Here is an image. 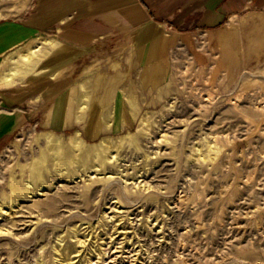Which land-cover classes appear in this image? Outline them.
I'll return each instance as SVG.
<instances>
[{
  "label": "rangeland",
  "instance_id": "rangeland-1",
  "mask_svg": "<svg viewBox=\"0 0 264 264\" xmlns=\"http://www.w3.org/2000/svg\"><path fill=\"white\" fill-rule=\"evenodd\" d=\"M23 2L0 0V20ZM153 26L151 39L146 26L85 45L50 31L77 50L70 61L49 65L43 44L42 72L0 81V113L27 117L0 150V264H264V56ZM144 46L154 56L140 57ZM103 73L117 80L104 93ZM85 78L105 103L60 126ZM49 130L68 146L58 158Z\"/></svg>",
  "mask_w": 264,
  "mask_h": 264
},
{
  "label": "crops",
  "instance_id": "crops-1",
  "mask_svg": "<svg viewBox=\"0 0 264 264\" xmlns=\"http://www.w3.org/2000/svg\"><path fill=\"white\" fill-rule=\"evenodd\" d=\"M153 25L173 33L193 30L211 33L216 45L246 41L247 57L264 56V0H28V3L24 0L21 14L0 20V56H7L36 36L50 31L64 40L85 45L116 31L139 30L146 26L144 39H151L158 33V28ZM49 37L55 40L54 49L47 51L54 57L47 59L49 65L70 61L76 54V49L58 37ZM146 40L145 45L149 44ZM149 48L144 46L140 57L154 56ZM46 53L35 58L29 73ZM38 67L42 72L43 67ZM99 77L95 89L99 88L102 93L116 85L115 76L103 73ZM88 84V79H81L77 89L64 97L58 121L60 126L69 121H83L90 100L105 103L104 97L91 98ZM52 116L49 111L46 124L51 123ZM26 120V115L19 110L0 113V150Z\"/></svg>",
  "mask_w": 264,
  "mask_h": 264
},
{
  "label": "bare ground",
  "instance_id": "bare-ground-1",
  "mask_svg": "<svg viewBox=\"0 0 264 264\" xmlns=\"http://www.w3.org/2000/svg\"><path fill=\"white\" fill-rule=\"evenodd\" d=\"M54 43H55V40L53 38L39 35L38 37H36L34 39H31L29 42H27L26 44L22 45L20 48H18L16 50L12 51L11 53H9L6 56V58L4 59V63L0 66L1 70H2L1 71V76H0V81H2L3 83L11 84V83L19 81V79L24 78L23 76L25 75L26 68L29 67L34 62V60H35L34 57L36 56L37 58H39V56H40V52L39 51H40L41 46L43 44L52 45ZM35 63H36V61H35ZM111 81H112V79H111ZM106 82H107V80H106ZM82 84H84V83H82ZM108 85H110V84H108ZM103 90H104V88H103ZM107 90H108V88H107ZM81 95H83V94H81ZM40 138L41 137H39V139ZM42 138L46 141V147L53 152V155L56 158H58L59 153L64 152L67 149V147H68V146H66L65 141L62 139L61 135L58 134L57 132L53 131V130L44 131L43 135H42ZM104 141L106 143L107 150H109V149L111 150V147H112L111 141L108 138L104 139ZM83 142H85V140L81 136L80 132L77 131L75 133V142H73L72 146L74 147V149H76L79 152L80 156L82 154L81 153L82 152L81 146H83ZM86 148L88 149V151H90L89 147H86ZM118 148H119V146H118ZM96 153L98 154L97 155L98 159H101L102 156H103V153L102 154H101V152H96ZM76 158H78V157H75V159ZM96 161H97V159H96ZM23 168H24V166H23ZM61 172H62V170H61ZM15 185H17V184H15ZM18 190L15 192L16 196H18L19 193L21 194V189L19 188ZM11 199H13V198H11Z\"/></svg>",
  "mask_w": 264,
  "mask_h": 264
}]
</instances>
